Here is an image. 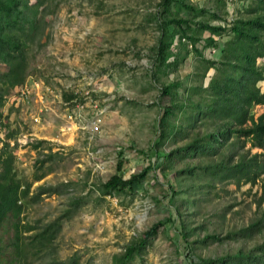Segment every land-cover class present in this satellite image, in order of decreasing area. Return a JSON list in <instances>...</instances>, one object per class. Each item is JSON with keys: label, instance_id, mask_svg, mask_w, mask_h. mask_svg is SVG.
Wrapping results in <instances>:
<instances>
[{"label": "rangeland", "instance_id": "obj_1", "mask_svg": "<svg viewBox=\"0 0 264 264\" xmlns=\"http://www.w3.org/2000/svg\"><path fill=\"white\" fill-rule=\"evenodd\" d=\"M184 1L211 11L218 8L219 18L205 13L192 16L194 20L225 23L248 15V0H225L224 9L219 0ZM160 2L60 0L48 18L42 41L27 50L23 82L31 84L30 93L15 98V88H10L0 106V139L14 144L19 174L32 177L35 159L48 148L57 150L51 160L53 170L31 186L57 184V189L42 193L25 210V216L50 219L73 198L81 197L73 215L63 221L59 237V254L64 257L76 251L79 264H113V254L133 236L167 216L171 219L128 264H219L208 258L239 249L262 251L256 245L264 238V167L253 180L244 174L230 175V167L223 169L224 175L213 176L212 168L200 166L215 160L228 165L254 153L261 161L263 148L230 134L214 154L184 156L174 152L175 157L168 161L156 153L183 144L195 131L214 127V120L202 115L194 127L187 126V105L185 112L177 109L176 121L184 127L156 146L161 105L169 102L168 96L161 94V83L179 80V98L187 100L186 90L190 84H200L202 70L198 54L190 50L176 69L154 73L153 48L160 33V16L155 12L161 8ZM172 8L181 16L194 13L185 6ZM208 34L204 30L202 36ZM221 45L222 41L216 47L204 46L202 39L196 42L210 58L219 57ZM262 60L258 58L259 63ZM4 67L0 63V71ZM212 72L210 68L202 77L203 86ZM33 81L38 84L32 85ZM258 83L264 86V79ZM198 95L191 93L190 100H198ZM76 103L84 104L81 116L69 119L67 113ZM263 110V104L250 107L254 115ZM96 113L100 120L92 126ZM37 139L43 141L33 148ZM120 160L119 173L124 176L148 162L154 163V168L133 189L103 195L98 185L116 171ZM196 164L191 173L180 171ZM258 218V225L246 228ZM207 233L219 238H205ZM256 264H264V257Z\"/></svg>", "mask_w": 264, "mask_h": 264}, {"label": "trees", "instance_id": "obj_2", "mask_svg": "<svg viewBox=\"0 0 264 264\" xmlns=\"http://www.w3.org/2000/svg\"><path fill=\"white\" fill-rule=\"evenodd\" d=\"M60 0H0V63L4 69L0 71V106L10 88L22 83L26 77L27 50L34 42L42 41L45 28ZM220 6H225V0H219ZM161 8L155 12L159 17V36L154 44V73L176 69L185 59L190 50H194L201 61L200 78L213 68L207 83L190 84L186 90L187 100L179 98V80L162 82L161 94L168 96V103L161 105L162 113L156 123L159 134L156 146L164 143L169 135L173 137L176 131L185 124L177 122L178 111H186V125L194 127L200 115L214 120V127L210 130L193 132L192 137L183 144L168 150H157L163 160H172L175 153L197 156L214 154L223 142L235 134L236 137L249 139L251 145L264 149V110L257 115L250 112L254 104H264V86L258 83L264 79V0H248L245 10L248 15L241 14L225 21V23H211L208 18L194 20L192 16L209 13L219 18V12L211 11L204 5H193L184 0H161ZM186 7L194 13L181 16L174 12L172 6ZM191 16V17H190ZM208 30L207 36H202ZM217 36V37H216ZM218 36L222 40L218 39ZM202 39L204 46H220L218 58L203 55L196 46ZM176 40V41H175ZM176 45L181 48L176 49ZM184 48V52L180 50ZM263 58L258 62V58ZM201 90V91H198ZM198 92V100H190L191 93ZM12 135V133H9ZM2 140V139H0ZM43 139L32 143L33 148L41 145ZM14 144L2 140L0 145V264H79L80 255L76 251L61 256L59 254L60 233L63 221L73 215L80 204V196L71 200L68 207L50 219L25 216V210L38 201L42 193L56 191L57 184L39 183L31 189L34 180L41 179L53 170L51 160L57 150L48 148L42 156L35 159L36 167L32 177L19 174L15 166L16 154ZM264 154V151L262 152ZM257 154L241 158L234 163L225 164L221 160L201 164V168H212L213 176L224 175L223 169L230 167V175H246L253 179L264 167V158L259 161ZM48 162V163H46ZM162 163V162H161ZM197 167L186 165L181 170L193 172ZM122 168L120 160L116 171L98 185L100 193L114 194L133 189L134 185L143 182L146 175L154 168V163L148 162L139 171L131 172L127 176L119 170ZM171 192L174 189L171 187ZM169 216L160 218L133 236L123 249L113 254V264H128L145 248L149 239L157 234ZM260 218L253 221L251 226L258 225ZM184 236V231L180 230ZM219 238L216 233L204 236ZM261 249L257 254L251 249L245 252L241 249L232 254L208 258L219 264H256L261 256L264 257V238L256 245Z\"/></svg>", "mask_w": 264, "mask_h": 264}, {"label": "built area", "instance_id": "obj_3", "mask_svg": "<svg viewBox=\"0 0 264 264\" xmlns=\"http://www.w3.org/2000/svg\"><path fill=\"white\" fill-rule=\"evenodd\" d=\"M38 81H33L32 85L35 84L37 85ZM30 85L28 82H22L18 85H16L15 88V92H14V96L15 98H24L26 97L27 94L30 93ZM83 103H76V107L75 108H71L69 110V112L67 113V116L69 119L73 118V117H78L81 116V110L83 107ZM264 105V104H263ZM96 106V105H95ZM98 113L94 114L91 118V124L92 126L96 125L98 123V121L100 120L99 116L97 115ZM35 120H38L39 117L38 116H34Z\"/></svg>", "mask_w": 264, "mask_h": 264}]
</instances>
